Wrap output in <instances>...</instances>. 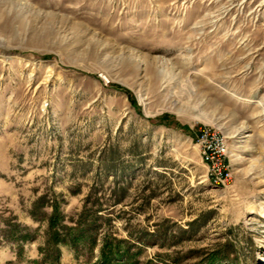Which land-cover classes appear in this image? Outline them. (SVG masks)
Wrapping results in <instances>:
<instances>
[{"label":"rangeland","instance_id":"374dc122","mask_svg":"<svg viewBox=\"0 0 264 264\" xmlns=\"http://www.w3.org/2000/svg\"><path fill=\"white\" fill-rule=\"evenodd\" d=\"M41 199L96 220L57 261ZM105 243L113 264H264V0H0V264H101Z\"/></svg>","mask_w":264,"mask_h":264},{"label":"trees","instance_id":"16d2710c","mask_svg":"<svg viewBox=\"0 0 264 264\" xmlns=\"http://www.w3.org/2000/svg\"><path fill=\"white\" fill-rule=\"evenodd\" d=\"M38 204V203H37ZM43 205V199L39 201V205H36V210L34 212V218L38 219L39 216H37L38 211L42 209V207L39 209V206ZM39 209V210H38ZM42 213V212H39ZM38 213V214H39ZM36 215V216H35ZM46 217H45V216ZM43 213L41 216H44L43 219L48 221V230H47V242H46V255L49 257H52L57 261L59 255H60V245H74L77 246L79 242H81V239L85 236V234L93 233V230L95 229V221H92L90 215L86 211L82 212L80 214L79 219L74 222L73 226H68L64 224L63 220L64 217L61 216V213L59 212L57 207H54V212L48 216ZM96 216V214H95ZM117 252H113V248L111 245L109 246L107 243L104 244L101 254H100V263L101 264H113L117 261L118 257ZM213 262H210L209 264H212Z\"/></svg>","mask_w":264,"mask_h":264},{"label":"built area","instance_id":"2783aa9c","mask_svg":"<svg viewBox=\"0 0 264 264\" xmlns=\"http://www.w3.org/2000/svg\"><path fill=\"white\" fill-rule=\"evenodd\" d=\"M196 145L206 166L208 181L219 187H228L233 181V171L227 137L216 128L204 127L196 137Z\"/></svg>","mask_w":264,"mask_h":264}]
</instances>
